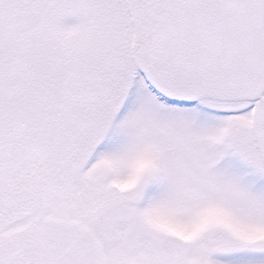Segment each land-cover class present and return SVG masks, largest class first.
Here are the masks:
<instances>
[{"label": "snow or ice", "instance_id": "6c2138e0", "mask_svg": "<svg viewBox=\"0 0 264 264\" xmlns=\"http://www.w3.org/2000/svg\"><path fill=\"white\" fill-rule=\"evenodd\" d=\"M0 264H264V0H0Z\"/></svg>", "mask_w": 264, "mask_h": 264}]
</instances>
